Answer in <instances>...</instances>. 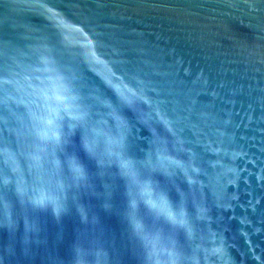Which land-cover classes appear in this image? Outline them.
I'll return each instance as SVG.
<instances>
[{"label": "water", "instance_id": "1", "mask_svg": "<svg viewBox=\"0 0 264 264\" xmlns=\"http://www.w3.org/2000/svg\"><path fill=\"white\" fill-rule=\"evenodd\" d=\"M0 264H264V0H0Z\"/></svg>", "mask_w": 264, "mask_h": 264}]
</instances>
